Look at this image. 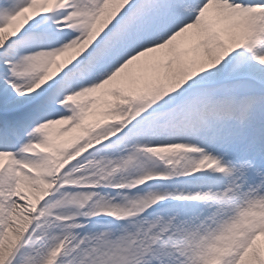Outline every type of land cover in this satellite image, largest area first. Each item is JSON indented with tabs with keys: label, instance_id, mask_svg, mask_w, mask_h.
I'll use <instances>...</instances> for the list:
<instances>
[{
	"label": "snow or ice",
	"instance_id": "6c2138e0",
	"mask_svg": "<svg viewBox=\"0 0 264 264\" xmlns=\"http://www.w3.org/2000/svg\"><path fill=\"white\" fill-rule=\"evenodd\" d=\"M0 264H264V0H0Z\"/></svg>",
	"mask_w": 264,
	"mask_h": 264
}]
</instances>
